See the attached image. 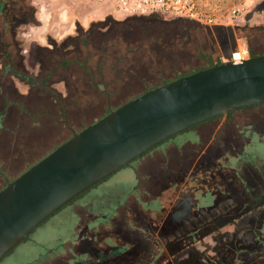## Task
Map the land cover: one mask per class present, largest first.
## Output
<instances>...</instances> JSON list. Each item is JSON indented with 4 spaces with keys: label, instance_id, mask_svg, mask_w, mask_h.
<instances>
[{
    "label": "rangeland",
    "instance_id": "obj_1",
    "mask_svg": "<svg viewBox=\"0 0 264 264\" xmlns=\"http://www.w3.org/2000/svg\"><path fill=\"white\" fill-rule=\"evenodd\" d=\"M32 1L37 2L41 14L46 16L51 12L50 22L70 23L68 35L61 33L53 34L52 37L56 44L60 38H68L63 46L68 52L64 58L67 71L65 76L62 73L57 77L58 80L65 78L66 86H47L46 89L51 90L49 103H40L39 106L38 102L31 100L28 104L21 103L14 108H7L6 115L1 114L0 187L2 180L5 185L45 156L50 145H59L68 139L69 136L65 138V127L73 125L72 121L77 116L91 113L95 119H99L106 111L160 86L162 82L204 69L208 62H226L227 57L239 48L246 49L247 59L264 55V0H195L200 22H163L154 16L125 19L116 14L106 15L101 12L88 19L90 21L87 20L82 27L73 26L74 17L87 15L91 5L100 11L108 10L102 8L96 0ZM72 7H77L79 13L74 14L70 9ZM121 18L125 21H117ZM103 25L107 26L108 32L97 31ZM76 31L82 37L87 36L84 46L79 43V37L75 36ZM231 32L233 45L226 41ZM31 61L28 59L25 62L32 66L29 72L33 73L35 63ZM30 76L34 78L33 74ZM54 81L55 77L50 82ZM4 85H9L11 91L10 84ZM56 96L59 100L54 103L52 100ZM60 110L62 114H59ZM242 113L246 118L232 125L229 131H241V138L248 139L243 149L245 160L252 163V167H261L264 165V107L257 106ZM238 115L240 112L232 113V117ZM91 123L86 122L83 126ZM221 123V119L217 120L213 129L217 130ZM170 140H173L170 144L175 146L182 142L197 141L188 132L179 133L166 142ZM164 144L161 143L157 148L161 149ZM225 145L228 146L227 142ZM234 154L235 148L229 146L218 159L217 165L239 164ZM140 158L114 172L108 186L95 193L99 197L95 199L92 196L85 201V205L89 206L87 210L94 217L105 209H110L108 212L116 217V198L132 201L133 192L129 189L134 180L131 167H137ZM71 205L58 210L39 224L25 241L16 244L0 259V264H90L91 250H87L92 245L88 244V240L97 243L96 250H100L106 244V240H102L104 237L110 239L111 249L123 248V241L110 226L105 228V235L85 236L84 232L94 224L89 222L77 226L76 212L71 210ZM82 211V215L87 214L85 208ZM95 224H101V221L96 219ZM231 228H228L229 232ZM260 231L255 232L254 237L257 246L263 245L260 258L264 259V220ZM206 243L210 245L211 240L207 239ZM81 250L86 254H79Z\"/></svg>",
    "mask_w": 264,
    "mask_h": 264
},
{
    "label": "water",
    "instance_id": "obj_2",
    "mask_svg": "<svg viewBox=\"0 0 264 264\" xmlns=\"http://www.w3.org/2000/svg\"><path fill=\"white\" fill-rule=\"evenodd\" d=\"M194 72L110 110L0 189V259L98 181L177 134L264 103V55Z\"/></svg>",
    "mask_w": 264,
    "mask_h": 264
},
{
    "label": "crops",
    "instance_id": "obj_3",
    "mask_svg": "<svg viewBox=\"0 0 264 264\" xmlns=\"http://www.w3.org/2000/svg\"><path fill=\"white\" fill-rule=\"evenodd\" d=\"M26 1L28 3L26 5L35 9V22L27 23L17 28V41L24 42L25 44H42L45 35L50 37H53V34L61 33L68 35L69 22H50L51 12H48L45 16V14L40 13L41 10L37 2L32 0ZM65 9L68 10L66 7ZM70 9L74 14L75 12L79 13L77 7H72ZM101 12L106 15H114L112 12L100 11L96 9L95 6L91 5L87 15L74 17L73 26L82 27L86 22L90 21L88 19L93 18ZM149 16L159 18L163 22L178 20L162 18L155 15H143V17ZM133 17L139 16L123 18L127 19ZM123 18L117 21H125ZM146 21L149 20L147 19ZM230 35L232 37L233 33L231 32ZM233 43L234 40L232 37L231 45H233ZM257 106L263 108L264 103L235 111L240 112L238 116L232 117V113L234 112H231L229 115H227V113L224 116H218L200 123L197 126H193V128H189L190 130L183 131L193 134L197 139L195 143L182 142L175 146L170 144L174 140L173 139L168 142L165 141L161 149L157 148L158 145L151 151H148L141 156L137 167H131L134 179L132 184L129 185L130 191L133 192L131 193L133 194V197H131V199L133 198L132 201L118 200L116 198V217L108 212L110 209L100 211L96 217H94L95 215L91 211L87 210L89 206L85 205V201L92 196V198L95 199L99 197L95 193H98L100 189V191H102L103 188L108 186L111 179L110 177L97 185L92 192L86 193V195L82 196L71 205V210L76 212V218L78 220L77 226H82L89 222L94 224L84 232L85 236L102 235L104 234L105 228L110 226V229L114 230V233L119 235L121 242L123 241V243L120 242L123 247L122 249H132L135 244L146 243L150 234L156 237L160 232V228H163L164 220L173 217L174 206H181L184 203H190V213L193 215V218L195 217L198 220L200 218L209 217V213H215V216L218 218L228 217L237 220L238 218H242V214H245V216L256 217V220H264V165L261 167L253 165L252 167V163L245 160L246 154L243 152L248 139L241 138V131L239 130H235L233 133L229 131L232 125L246 118V115L242 113V111L251 110ZM96 118L97 119H95L94 114L91 113L77 116L72 121L73 125L65 127V138L69 136V139L73 133L79 132L86 127L83 126L86 122H95L98 120V117ZM219 119H221L222 123L217 130H214V123ZM261 123L262 121L260 120L259 124ZM211 129H213V131ZM225 142L228 144L227 147ZM57 146L58 145H50V148L47 149V151H50H46V154ZM229 146L235 148L236 154H234V157L239 164L237 163V165L230 166L226 163L225 165L218 166V159L222 157ZM249 157L248 155L247 158ZM243 163H245V165H243ZM3 182L2 180V187H0V189L4 187ZM233 188L234 195L232 196L230 190ZM142 192H144V194H142ZM138 195L140 197L139 199ZM137 200L138 203H136ZM233 200L235 202H233ZM81 201L84 202L81 205L78 204V202ZM233 203H235V205H233ZM232 206L233 208L229 210ZM84 208L87 214L82 215L81 213H84L82 211ZM231 211L235 213L231 214ZM225 212L226 215H223ZM237 212H239V214H236ZM96 219L100 220L101 224H95ZM223 223H217V227L223 226ZM234 223L232 222L231 224ZM208 225L209 224H207V226L204 225V227L214 228L216 226ZM255 225V231L251 233L250 240L254 241L256 244L257 241L254 234L257 231L261 232L262 224L258 229H256ZM229 227H232V225H225L222 231L229 233ZM207 231L212 233V230ZM214 232L215 230H213V233ZM90 240L91 242L88 240V244L92 245V248L96 250L97 243L95 244L92 239ZM102 240L104 242L106 240L104 246L111 249L109 246L111 243L110 239L104 237ZM128 245L129 247H127ZM118 249L119 247H114V250Z\"/></svg>",
    "mask_w": 264,
    "mask_h": 264
},
{
    "label": "flooded vegetation",
    "instance_id": "obj_4",
    "mask_svg": "<svg viewBox=\"0 0 264 264\" xmlns=\"http://www.w3.org/2000/svg\"><path fill=\"white\" fill-rule=\"evenodd\" d=\"M34 15L35 11L26 5L25 0H0V116L7 114V108L28 104L31 100L38 102L39 106L40 103H49L51 90L46 87H51V84L62 85V88L66 86L65 78L58 80L57 77L62 73L65 76L67 71L64 58L68 52L63 48L67 36L60 38L58 44L48 35L43 37L42 44H25L16 40L17 28L35 22ZM97 31L104 33L109 29L103 25ZM75 36L79 37L81 45L86 44L87 36L82 37L79 31ZM231 38L228 35V44H231ZM73 53L76 54V51ZM28 59L35 63L33 73L29 72L32 66L25 62ZM53 77L55 81L51 83ZM5 83L11 85V91ZM57 100L58 96L52 101L55 103ZM58 112L62 114L61 110ZM230 192L233 196L234 188ZM231 208L233 206L229 210ZM242 215L235 220L218 218L215 213H209V217L198 220L190 213V203L176 205L173 217L164 220L163 228L156 237L150 234L146 243L135 244L132 249L89 248L87 252L91 250L92 255L90 264H264V259L260 258V246L250 240L251 233L255 231L254 225L258 229L263 220ZM217 223L224 225L217 227ZM207 224L216 226L204 227ZM225 225H232V231L223 232ZM207 230H212V233ZM207 239L211 240L210 245L206 243ZM80 252L86 254L83 250Z\"/></svg>",
    "mask_w": 264,
    "mask_h": 264
},
{
    "label": "built area",
    "instance_id": "obj_5",
    "mask_svg": "<svg viewBox=\"0 0 264 264\" xmlns=\"http://www.w3.org/2000/svg\"><path fill=\"white\" fill-rule=\"evenodd\" d=\"M101 7L120 17L155 15L169 19H184L200 22L195 0H96ZM241 57L231 62L247 59L245 48ZM238 50L236 51V53Z\"/></svg>",
    "mask_w": 264,
    "mask_h": 264
},
{
    "label": "trees",
    "instance_id": "obj_6",
    "mask_svg": "<svg viewBox=\"0 0 264 264\" xmlns=\"http://www.w3.org/2000/svg\"><path fill=\"white\" fill-rule=\"evenodd\" d=\"M254 56H250L249 58H253ZM257 57V56H256ZM220 64V62L219 61H215V62H208V65H207V67H205L204 69H208V68H211V67H215V66H218ZM204 69H201V70H204ZM201 70H197V71H201ZM197 71H193V72H191V73H188V74H186V75H189V74H192V73H194V72H197ZM186 75H179V76H177L176 78H174L173 80H175V79H178V78H181V77H184V76H186ZM169 82V81H168ZM165 83H167V82H162L160 85H163V84H165ZM254 106H256V105H252V106H250V107H254ZM249 107V108H250ZM109 111H106V113L104 114V115H106L107 113H108ZM229 114H231V113H228L227 115H229ZM103 115V116H104ZM197 126V125H196ZM193 128V127H192ZM191 129V128H190ZM190 129H187V130H190ZM55 149V148H54ZM30 167V166H29ZM28 167V168H29ZM126 167V166H125ZM124 168V167H123ZM122 169V168H121ZM113 174V173H112ZM112 174H110V175H108L107 177H105V178H103L102 180H100V181H98L96 184H94L93 186H91L89 189H87L86 191H84V192H82L81 194H79L78 196H76L73 200H71L70 202H68L67 204H65L63 207H61L59 210H61V209H63L64 207H66V206H69V205H71L72 203H74L76 200H78V199H80L82 196H84L89 190H91L92 188H94V187H96L97 185H99V184H101L102 182H104V181H106L108 178H110L111 177V175ZM13 180V179H12ZM12 180H9V181H7L6 183H5V185L7 184V183H9V182H11ZM26 240V238H24V239H22L20 242H23V241H25ZM9 253V252H8ZM7 255V254H6Z\"/></svg>",
    "mask_w": 264,
    "mask_h": 264
},
{
    "label": "bare ground",
    "instance_id": "obj_7",
    "mask_svg": "<svg viewBox=\"0 0 264 264\" xmlns=\"http://www.w3.org/2000/svg\"><path fill=\"white\" fill-rule=\"evenodd\" d=\"M243 53H244V50L239 48L237 53L236 52L233 53L232 57L236 60V59L240 58L241 54H243Z\"/></svg>",
    "mask_w": 264,
    "mask_h": 264
}]
</instances>
